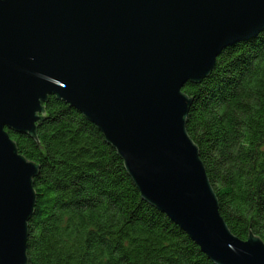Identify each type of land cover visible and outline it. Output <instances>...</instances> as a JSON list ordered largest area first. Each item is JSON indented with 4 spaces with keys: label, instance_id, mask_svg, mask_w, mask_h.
<instances>
[{
    "label": "water",
    "instance_id": "95a60500",
    "mask_svg": "<svg viewBox=\"0 0 264 264\" xmlns=\"http://www.w3.org/2000/svg\"><path fill=\"white\" fill-rule=\"evenodd\" d=\"M264 31V0H0V264H28L40 167L9 131L36 138L50 97L117 150L142 198L215 264H264L236 237L186 130L188 84Z\"/></svg>",
    "mask_w": 264,
    "mask_h": 264
},
{
    "label": "trees",
    "instance_id": "16d2710c",
    "mask_svg": "<svg viewBox=\"0 0 264 264\" xmlns=\"http://www.w3.org/2000/svg\"><path fill=\"white\" fill-rule=\"evenodd\" d=\"M182 91L222 218L239 239L264 242V31L224 50L209 78ZM44 109L36 138L7 130L40 167L28 264H215L142 198L96 125L55 97Z\"/></svg>",
    "mask_w": 264,
    "mask_h": 264
},
{
    "label": "bare ground",
    "instance_id": "6f19581e",
    "mask_svg": "<svg viewBox=\"0 0 264 264\" xmlns=\"http://www.w3.org/2000/svg\"><path fill=\"white\" fill-rule=\"evenodd\" d=\"M226 50V49H225Z\"/></svg>",
    "mask_w": 264,
    "mask_h": 264
}]
</instances>
